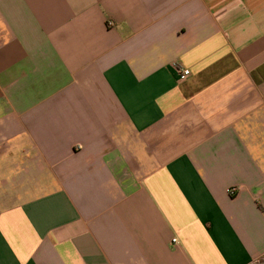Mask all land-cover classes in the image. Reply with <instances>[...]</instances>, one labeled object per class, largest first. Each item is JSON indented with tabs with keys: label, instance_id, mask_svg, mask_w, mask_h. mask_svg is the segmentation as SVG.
<instances>
[{
	"label": "crops",
	"instance_id": "obj_1",
	"mask_svg": "<svg viewBox=\"0 0 264 264\" xmlns=\"http://www.w3.org/2000/svg\"><path fill=\"white\" fill-rule=\"evenodd\" d=\"M0 264H264V0H0Z\"/></svg>",
	"mask_w": 264,
	"mask_h": 264
},
{
	"label": "built area",
	"instance_id": "obj_2",
	"mask_svg": "<svg viewBox=\"0 0 264 264\" xmlns=\"http://www.w3.org/2000/svg\"><path fill=\"white\" fill-rule=\"evenodd\" d=\"M176 71L179 75V79L180 80H186L189 76H190V70L187 68H183L180 66H176ZM230 193L233 194L234 193V189L230 190Z\"/></svg>",
	"mask_w": 264,
	"mask_h": 264
}]
</instances>
